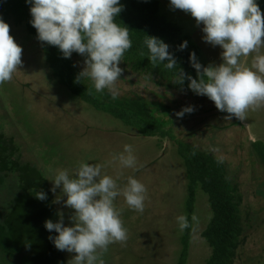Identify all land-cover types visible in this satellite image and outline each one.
<instances>
[{"label": "rangeland", "instance_id": "rangeland-1", "mask_svg": "<svg viewBox=\"0 0 264 264\" xmlns=\"http://www.w3.org/2000/svg\"><path fill=\"white\" fill-rule=\"evenodd\" d=\"M160 2L162 12L200 46L203 63L215 66L223 63V49L203 40L202 24L197 26L190 14L173 10L169 0ZM10 35L23 49L22 64L10 82L0 85V124H4L8 136L16 138L23 158L42 170L51 187L58 170L66 169L72 175L81 162L103 165L104 174L117 179L121 187L130 176L142 182L147 188L142 213L129 209L123 196L116 199L128 238L124 243L110 245L103 258L106 264H176L186 230L180 231L176 218L187 216V180L174 142L142 137L122 121L83 102L53 76L39 40L30 36L25 26L10 29ZM261 53L264 54V49ZM252 58L251 55L247 58V66H251ZM122 74L132 84L117 82L118 93L129 88L140 91L145 88L146 94L148 90L164 91L137 75ZM166 97L165 102L172 104L177 100L173 104L175 111L170 115L176 138L193 142L198 148L224 159L242 184L246 194L243 214L247 240L235 264H264V199L258 201L254 194L258 185H264L263 167L255 159L251 162L252 169L248 167L246 171L240 165L246 164V158L251 156L244 136H250L253 142H264V107L250 110L242 125L235 127L236 118L227 119L228 114L223 112V115L213 103H200L183 93L170 92ZM188 106H194L195 111L182 118L176 115ZM125 145L133 147L135 168H121L113 160L114 155L124 151ZM54 195L65 226H70L73 210L63 204L67 197L59 188ZM196 196L188 264H206L211 249L202 233L212 211L205 193L199 191ZM63 254L67 264L76 255L67 251Z\"/></svg>", "mask_w": 264, "mask_h": 264}, {"label": "clouds", "instance_id": "clouds-1", "mask_svg": "<svg viewBox=\"0 0 264 264\" xmlns=\"http://www.w3.org/2000/svg\"><path fill=\"white\" fill-rule=\"evenodd\" d=\"M173 10L179 9L195 18L197 26L203 25V40L220 46L223 63L204 67L195 52L190 63L198 79L180 69L174 83L190 81L189 89L198 96H206L216 108L240 121L247 113L264 107V13L257 0H169ZM30 5L31 25L37 30V39L56 46L63 58L73 53L84 56L83 71L77 82L90 79L96 92L107 90L113 99L118 96L116 87L123 69L119 66L125 53L132 48L129 29L116 22L123 5L121 0H26ZM187 41L180 45L187 48ZM144 44L153 65L163 64L168 70L177 68L170 46L162 39L147 36ZM23 49L10 35V26L0 17V85L10 82L22 64ZM252 56L251 66L247 58ZM195 111L194 106L182 108L176 115L182 118ZM121 168H135L137 160L132 145L113 156ZM104 166L81 162L70 175L68 170H58L52 180L53 193L59 188L65 207L73 210L70 226H65L63 213L60 219L45 221L44 227L56 236L49 240L60 251L76 253L71 264H106L104 254L114 243L127 240V229L121 220V210L115 205L123 196L128 208L142 213L145 208L147 188L134 177H128L121 187L117 179L104 174ZM37 199H47L45 192H37ZM57 203L61 202L60 198ZM180 231L190 227L185 215L178 216ZM196 218L193 216L192 218Z\"/></svg>", "mask_w": 264, "mask_h": 264}, {"label": "trees", "instance_id": "trees-1", "mask_svg": "<svg viewBox=\"0 0 264 264\" xmlns=\"http://www.w3.org/2000/svg\"><path fill=\"white\" fill-rule=\"evenodd\" d=\"M257 2L263 13L264 0ZM121 4L123 9L116 22L129 29L132 40V48L125 53L119 65L122 73L137 75L156 88L164 89L163 92L148 90L149 94H146L145 88L142 91L129 88L113 99L107 90L96 92L90 79L77 82V76L86 67L84 56L73 53L70 59H66L56 46L39 41L45 61L61 85L97 111L122 121L142 137H158L161 141L170 139L176 145L177 155L186 171L185 210L190 225L182 236V248L176 264H188L192 218L199 191L208 196L212 211L209 224L202 233L211 249L206 264H235L240 248L247 240L243 214L246 194L242 184L224 159L198 148L193 142L176 138L170 115L175 111L173 104L177 100L173 104L165 102L167 93L171 92L183 93L200 103L214 104L208 97L193 93L188 87L189 80L185 79L183 84L173 82L179 69L186 75L199 78L190 63V55L195 52L198 62L208 67L201 60L202 49L180 25L162 12L160 0H121ZM30 7L26 0H0V17L10 24V29L25 26L29 35L37 39V30L30 23ZM146 35L158 37L170 46L169 51L177 62L176 69L168 70L163 64H151L144 44ZM185 41L188 42L187 48L181 50L180 45ZM117 82L132 84L124 74ZM236 120L235 127L241 126L242 122ZM3 125L0 124V264H67L63 251L49 240L50 235L58 233H49L44 227L46 220L57 222L60 219L50 182L37 165L23 158L16 138L8 136ZM244 137L249 143L251 156L246 158L247 165H240L247 171L248 167L252 169L251 162L255 159L264 173V142H253L250 136ZM263 188L264 185H258L254 192L258 201L264 199ZM41 191L47 194L44 201L36 197Z\"/></svg>", "mask_w": 264, "mask_h": 264}]
</instances>
